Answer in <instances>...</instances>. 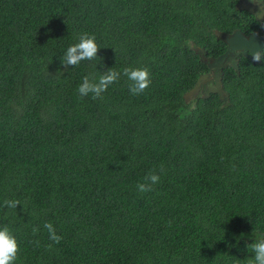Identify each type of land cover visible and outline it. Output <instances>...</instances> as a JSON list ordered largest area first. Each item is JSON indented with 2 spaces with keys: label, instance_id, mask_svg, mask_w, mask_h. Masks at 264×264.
Returning <instances> with one entry per match:
<instances>
[{
  "label": "trees",
  "instance_id": "16d2710c",
  "mask_svg": "<svg viewBox=\"0 0 264 264\" xmlns=\"http://www.w3.org/2000/svg\"><path fill=\"white\" fill-rule=\"evenodd\" d=\"M238 1L0 0V227L14 264H248L264 237V58L219 60L227 34L258 22ZM84 33L97 57L63 66ZM126 67L149 71L143 93ZM111 68L102 99L79 95Z\"/></svg>",
  "mask_w": 264,
  "mask_h": 264
},
{
  "label": "clouds",
  "instance_id": "9594fccd",
  "mask_svg": "<svg viewBox=\"0 0 264 264\" xmlns=\"http://www.w3.org/2000/svg\"><path fill=\"white\" fill-rule=\"evenodd\" d=\"M252 3H258L260 5L256 12L257 17H264V0H250ZM264 27V24L261 25ZM100 48L96 43V37L84 33L80 36L79 42L75 43L67 48L64 54L61 64L63 66H78L81 61L93 60L97 57ZM252 60L255 62L264 58V50H260L251 54ZM123 75L128 78L132 83L129 86V91L133 95L143 93L151 84L150 74L146 68H129L123 69ZM121 76L120 72L113 70L112 68L100 76L98 82L89 76L83 78L82 83L78 87V93L81 97L92 94L93 99H102V93L106 92L108 87L117 82ZM160 177L155 172H150L145 176V182L139 183L137 189L140 192H148L152 190V185L159 182ZM5 206L8 208H17L20 205L18 200H6ZM44 227L49 232V238L59 243L62 236L56 234V230L51 223H45ZM37 231V229H33ZM253 256L248 259V264H264V237H261L250 245ZM19 246L15 236L12 234L7 226L0 227V264H14L17 259Z\"/></svg>",
  "mask_w": 264,
  "mask_h": 264
},
{
  "label": "water",
  "instance_id": "95a60500",
  "mask_svg": "<svg viewBox=\"0 0 264 264\" xmlns=\"http://www.w3.org/2000/svg\"><path fill=\"white\" fill-rule=\"evenodd\" d=\"M224 40L228 43L229 50L219 60L226 59L228 53L232 52L231 49H241L246 56L252 58L251 54L260 51L264 48V34L259 35L257 32L245 35L242 30H235L232 34H228L224 37ZM231 61L235 67H237V60H234V56H230ZM222 64V63H221Z\"/></svg>",
  "mask_w": 264,
  "mask_h": 264
},
{
  "label": "flooded vegetation",
  "instance_id": "af4514ba",
  "mask_svg": "<svg viewBox=\"0 0 264 264\" xmlns=\"http://www.w3.org/2000/svg\"><path fill=\"white\" fill-rule=\"evenodd\" d=\"M238 4H240L243 7H246L247 9H249L250 11H252L253 13H255V15H256V12L258 11L259 7H260V5L258 3H252V2H250V0H239L238 1ZM256 18L258 19V22L253 27V29H248V31H243L242 30L245 35H249L250 33H254V32H257L259 35L264 34V27L261 26L262 24H264V17H257V15H256ZM226 45H227L226 51L223 54H221L220 56L224 55L229 50L228 43ZM262 50H264V48ZM231 51L232 52L228 53L229 55L226 56V59L224 60V63H222V65L229 63L230 62L229 61L230 56H232V55L234 56V60H239L238 58L240 56H242V55L243 56H246L244 54V51L241 50V49H235V48H233V49H231ZM218 70H219V67L218 66H215L213 68V71L218 72Z\"/></svg>",
  "mask_w": 264,
  "mask_h": 264
}]
</instances>
